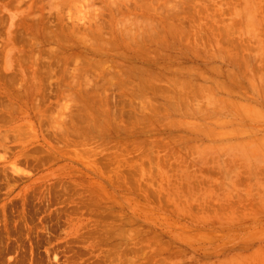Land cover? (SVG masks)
<instances>
[{
  "label": "rangeland",
  "instance_id": "374dc122",
  "mask_svg": "<svg viewBox=\"0 0 264 264\" xmlns=\"http://www.w3.org/2000/svg\"><path fill=\"white\" fill-rule=\"evenodd\" d=\"M0 264H264V0H0Z\"/></svg>",
  "mask_w": 264,
  "mask_h": 264
}]
</instances>
